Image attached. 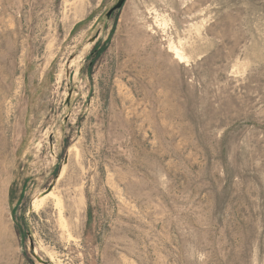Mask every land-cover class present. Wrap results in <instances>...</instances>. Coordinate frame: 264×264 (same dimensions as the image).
Masks as SVG:
<instances>
[{"label":"rangeland","instance_id":"1","mask_svg":"<svg viewBox=\"0 0 264 264\" xmlns=\"http://www.w3.org/2000/svg\"><path fill=\"white\" fill-rule=\"evenodd\" d=\"M117 2L0 0V264H264V0Z\"/></svg>","mask_w":264,"mask_h":264},{"label":"water","instance_id":"2","mask_svg":"<svg viewBox=\"0 0 264 264\" xmlns=\"http://www.w3.org/2000/svg\"><path fill=\"white\" fill-rule=\"evenodd\" d=\"M124 1L125 0H118L116 5L107 13L106 17L108 18L112 14V12L120 9L122 7ZM30 253H31V255L35 256V251H34V248L32 246H30Z\"/></svg>","mask_w":264,"mask_h":264},{"label":"bare ground","instance_id":"3","mask_svg":"<svg viewBox=\"0 0 264 264\" xmlns=\"http://www.w3.org/2000/svg\"><path fill=\"white\" fill-rule=\"evenodd\" d=\"M52 193H54V192H52ZM52 193H50V194L52 195ZM51 195H49V196H51ZM41 196H42V195H41ZM49 196H48V197H49ZM52 196H53V195H52ZM39 197H40V196H39ZM39 197H38V198H39ZM54 197H55V196H53V198H54ZM57 197H58V196H57ZM35 199H36V198H35ZM46 200H47V199H46V196H45V197L42 196V197H40L38 200H36L35 202L33 201V202H34L35 209H36V207H37V208L41 207L40 205H42ZM51 200H52V199H51ZM55 200H56V199H55ZM75 202H76V201H75ZM53 203H54V202H53ZM57 203H58V202L55 201L54 204L56 205ZM59 203H60V202H59ZM55 205H54V206H55ZM38 206H39V207H38ZM58 206H59V205H58ZM60 206H61V205H60ZM60 206H59V207H60ZM75 206H76V205H75ZM32 207H33V206H32ZM56 207H57V206H56ZM33 208H34V207H33ZM58 210H59V209H58ZM36 211H37V210H36ZM70 217H71V216H70ZM75 219H76V218H75ZM60 221H61V220H60ZM62 221H63V220H62ZM74 222H75V221H74ZM74 222H73V223H74ZM66 225H67V224H66Z\"/></svg>","mask_w":264,"mask_h":264}]
</instances>
